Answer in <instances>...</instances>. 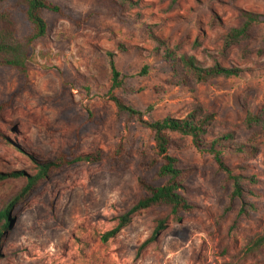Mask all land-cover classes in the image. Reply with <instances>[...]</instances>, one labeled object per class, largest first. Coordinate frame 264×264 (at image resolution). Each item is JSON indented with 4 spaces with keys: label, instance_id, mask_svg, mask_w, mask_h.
I'll return each instance as SVG.
<instances>
[{
    "label": "rangeland",
    "instance_id": "obj_1",
    "mask_svg": "<svg viewBox=\"0 0 264 264\" xmlns=\"http://www.w3.org/2000/svg\"><path fill=\"white\" fill-rule=\"evenodd\" d=\"M50 1L66 16L47 14L49 33L33 47L28 77L0 68V102L12 100L0 121V212L14 206L0 264H264V248L248 256L244 248L264 233V131L247 121L251 113L264 118V21L225 48L243 24L242 11L264 16V0ZM19 24L26 35L27 24ZM166 50L242 73L184 83L162 60ZM108 52L116 54L123 81L114 94L145 121L212 113L211 135H230L232 145L249 149L230 146L223 154L244 177L243 198L233 197L232 182L211 155L174 134L170 154L189 172L183 194L191 212L180 222L167 208L130 214L140 179L151 180L142 165L155 141L111 101ZM120 145L128 157L119 169L84 160L25 191L38 168L64 152L84 158ZM125 217L129 222L105 240Z\"/></svg>",
    "mask_w": 264,
    "mask_h": 264
},
{
    "label": "trees",
    "instance_id": "obj_2",
    "mask_svg": "<svg viewBox=\"0 0 264 264\" xmlns=\"http://www.w3.org/2000/svg\"><path fill=\"white\" fill-rule=\"evenodd\" d=\"M119 1L122 5L133 4L132 0ZM120 3L116 1L113 4L117 10L121 9ZM47 14L66 16L63 8L50 0H0V68H10L28 77V64L33 47L44 40L49 33ZM242 18L241 27L232 29L226 37L225 48H230L248 38L252 28L264 21L263 15L247 11H242ZM19 20L24 21L28 26L26 35L22 33ZM119 52L124 54L127 52V48L119 46ZM115 58L116 54L114 53H104V61L112 81V89L109 92L110 99L121 114L139 120L151 131L155 141L154 155L142 165L144 172L151 180L140 179L141 196L130 214L150 208H167L171 211L173 219L180 222L185 215L191 212L193 207L183 194L184 183L189 172L180 167L178 159L170 154L174 134L191 138L193 146L198 152L211 155L218 164L219 170L225 173L228 180L232 182L233 197L236 199L243 198L242 179L244 177L235 174L231 167L226 165L223 154L227 150L235 149L245 153L249 149L243 145H232L233 139L230 135L220 138L211 135V127L216 120V115L212 113L194 111L184 119L168 118L154 123L145 121L142 112L127 105L114 94L115 90L123 86L121 73L115 65ZM163 58L162 60L168 62L172 71L181 80H184V83L187 80H193L198 84L207 83L219 77H237L242 73L240 69L224 68L220 65L207 67L195 57L176 55L172 50H166ZM147 73L148 68H145L142 74ZM11 106L12 100L0 102V121L3 114ZM247 121L249 125L260 126L261 130L264 131V118L251 113L248 115ZM230 146H234V149ZM127 157L128 154L124 145H120L114 153L99 150L84 158H73L70 153L64 152L56 160L42 164L32 181L28 182L25 191L29 193L52 174L76 162L86 160L99 164L105 161L110 170H116L127 162ZM13 207L12 204L0 212V258L6 231L10 229ZM242 211H244L243 207L240 212L241 215ZM128 222L129 218L125 217L121 226L107 234L105 240L109 236H116ZM164 227L165 222L162 221L154 233V239L163 232ZM244 248L247 256L255 255L261 251L264 248V233L252 238L250 242L245 244Z\"/></svg>",
    "mask_w": 264,
    "mask_h": 264
}]
</instances>
